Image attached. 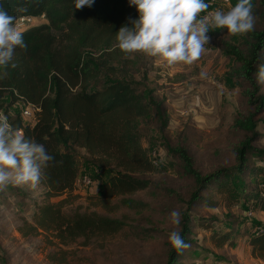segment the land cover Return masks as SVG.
<instances>
[{
    "label": "trees",
    "instance_id": "1",
    "mask_svg": "<svg viewBox=\"0 0 264 264\" xmlns=\"http://www.w3.org/2000/svg\"><path fill=\"white\" fill-rule=\"evenodd\" d=\"M252 1L253 16L261 26H254L239 44L222 43L227 56L235 60L228 75L236 79L248 96V112L235 119V126L243 135L234 149L236 164L203 174L195 167L188 147L172 146L165 141L167 110L137 82L116 79L101 89H90L104 73L114 75L119 71L111 64L110 50L117 44L120 27H130V20L138 18L136 6L130 5L129 0H94L91 7L82 9H75L74 0H0V8L15 18L14 25L24 15L46 18L44 23L20 31L27 49L16 48L11 62L16 66H0V113L12 128L44 144L54 157L42 168L39 183L44 196L51 198L73 190L80 175L77 148L81 146L94 158L95 167L108 174L99 204L110 211H116L119 202L133 208L141 205L125 195L152 184L149 178L136 175L152 171L160 159L158 153L153 155L142 144L146 135L142 123L151 122L158 134L164 136L162 146L178 161V172L194 182L187 210L197 206L216 208L221 202L232 206L242 201L246 209L264 211V191L258 182L254 184L248 179L264 172L258 164L264 163V146L258 145L263 137L258 124L264 121V94L256 80V73L264 64V0ZM89 49L96 54L87 52ZM17 102L40 108L33 124L24 121L23 113L11 111ZM96 173L102 178V174ZM165 192L181 199L171 188H165ZM116 197L122 198L114 203ZM65 199L37 203L32 219L23 218L18 225L22 237L52 233L57 240L52 243L68 245L78 239L88 241L112 235L128 225L124 218L98 211L67 213L63 207ZM188 215L185 212L182 216L179 230L188 246L177 251L169 243L166 264H182V259L192 255L195 241ZM199 220L205 229L212 228L209 220ZM260 224L254 222L255 226ZM255 229L248 236V244L252 254L264 261V231ZM234 233L232 227L215 231L211 239L217 247L234 246Z\"/></svg>",
    "mask_w": 264,
    "mask_h": 264
},
{
    "label": "rangeland",
    "instance_id": "2",
    "mask_svg": "<svg viewBox=\"0 0 264 264\" xmlns=\"http://www.w3.org/2000/svg\"><path fill=\"white\" fill-rule=\"evenodd\" d=\"M231 2L235 5L238 0ZM45 21L46 18L41 17L35 24ZM254 21V26H261L259 20L254 18ZM207 35L209 42L204 46L205 52L191 65L169 66L142 52L124 53L119 48L112 49L111 64L119 71L114 75L104 73L90 88L101 89L116 79L137 82L147 95L162 102L167 110L169 126L165 141H170L172 146L188 147L195 167L203 174L236 164L234 149L243 135L236 128L235 119L249 109L245 89L228 75L235 65L234 57L227 56L222 47L223 41L239 44L246 33L232 35L227 28L211 29L210 26ZM87 52L96 54L91 49ZM260 91L264 94V85H260ZM26 107L25 103L17 102L11 111L22 114ZM0 117H4L2 113ZM33 118L24 117V121L33 124L36 115ZM142 127L146 133L143 146L153 155L157 152L160 159L152 171L136 173L149 178L152 181L150 187L125 195L141 205L129 207L119 202L122 197L113 199L120 205L116 211L99 204L108 174L95 167L94 158L85 147L79 146L80 175L71 192L47 198L40 183L34 189L9 185L0 190V264H166L169 234L180 230V224L171 222L170 214L174 210L180 213V220L185 212L189 213L193 228L191 237L195 241L191 257L180 263L239 264L240 259L249 254L250 233L255 228L264 229V211L246 209L242 201L232 206L221 202L216 208L197 206L192 211L187 210L193 180L178 172V161L162 146L164 136L158 134L156 126L143 122ZM258 130L263 133L258 145L264 146V121L258 124ZM258 164L264 168V163ZM96 172L102 174V178L97 177ZM85 176L91 178V184L83 183ZM248 179L254 184L258 182L264 191V172ZM165 188L173 189L181 199L169 195ZM64 198L63 207L67 213L98 211L124 218L128 225L124 231L96 236L88 241L78 239L68 245L52 243L57 242L52 233L22 237L18 225L23 218L32 219L37 203H57ZM199 218L212 222V228L207 230L199 225ZM254 222L261 224L255 226ZM231 227L236 230L233 235L235 245L217 247L211 234Z\"/></svg>",
    "mask_w": 264,
    "mask_h": 264
},
{
    "label": "clouds",
    "instance_id": "3",
    "mask_svg": "<svg viewBox=\"0 0 264 264\" xmlns=\"http://www.w3.org/2000/svg\"><path fill=\"white\" fill-rule=\"evenodd\" d=\"M94 0H74L75 9L91 7ZM139 16L131 19V26H122L116 34L117 44L124 53L142 52L156 57L166 65L193 64L205 52L207 33L211 29L227 28L232 35L245 34L254 29L251 0H238L228 11L215 10L203 18L198 16L209 5L205 0H129ZM15 18L0 8V66L7 67L17 47L26 50L23 35L14 25ZM12 67L16 65L11 63ZM203 76L204 73H201ZM257 83L264 85V64L256 73ZM54 157L44 144L26 138L0 117V190L9 185L35 188ZM171 222L179 225L180 213L172 211ZM169 243L177 251L188 245L178 231L169 234Z\"/></svg>",
    "mask_w": 264,
    "mask_h": 264
},
{
    "label": "built area",
    "instance_id": "4",
    "mask_svg": "<svg viewBox=\"0 0 264 264\" xmlns=\"http://www.w3.org/2000/svg\"><path fill=\"white\" fill-rule=\"evenodd\" d=\"M205 3H207L209 5V8L206 11L201 12L198 16V19L203 18L204 16L208 15V13L215 11V10H222V11L226 12L232 6H234L232 4L231 0H205ZM38 18L39 17L32 16V15L21 16L16 20L15 26L22 31V30L34 25L35 20H37ZM26 106L27 107L23 112V116L34 119L33 117H35V112L38 111L40 108L34 104H31V103H29ZM19 131L22 132V130H19ZM156 154H157V152L154 151V155H156ZM83 183L85 185H89L92 183V180L90 177L85 176ZM76 185H77V182H76ZM251 212L252 211H250L249 214H251ZM262 231H264V229L259 227L258 232H262Z\"/></svg>",
    "mask_w": 264,
    "mask_h": 264
},
{
    "label": "crops",
    "instance_id": "5",
    "mask_svg": "<svg viewBox=\"0 0 264 264\" xmlns=\"http://www.w3.org/2000/svg\"><path fill=\"white\" fill-rule=\"evenodd\" d=\"M248 248L249 254L243 259H240L239 264H264V261L261 258H258L252 254L250 245H248Z\"/></svg>",
    "mask_w": 264,
    "mask_h": 264
}]
</instances>
